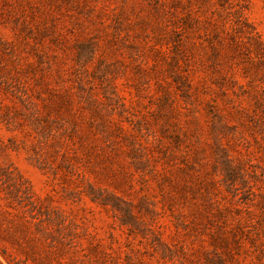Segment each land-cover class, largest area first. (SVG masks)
<instances>
[{
  "label": "rangeland",
  "instance_id": "374dc122",
  "mask_svg": "<svg viewBox=\"0 0 264 264\" xmlns=\"http://www.w3.org/2000/svg\"><path fill=\"white\" fill-rule=\"evenodd\" d=\"M0 38V264H264V0H0Z\"/></svg>",
  "mask_w": 264,
  "mask_h": 264
},
{
  "label": "trees",
  "instance_id": "16d2710c",
  "mask_svg": "<svg viewBox=\"0 0 264 264\" xmlns=\"http://www.w3.org/2000/svg\"><path fill=\"white\" fill-rule=\"evenodd\" d=\"M228 20L231 23L228 25L230 30L234 29L233 26L241 25L242 22L239 21L238 24L234 21V18L227 15ZM4 24H9L10 28L15 32L19 29V27L23 28L25 31L28 29L24 23L18 22H3ZM95 40L93 38L87 39L85 41H78L75 44V55H74V65L78 68H83L92 61L97 48L94 44ZM25 63L22 55L16 51L15 47L10 41L4 40L0 38V96L5 97L8 96L11 100H16L17 104L20 106L18 114L19 116H23L25 111H29L30 113H34V102H32L28 92H27V80H25L24 76L20 74V68ZM42 62L39 60H34V66H40ZM77 95V94H76ZM77 97L80 98L79 95ZM12 100V101H13ZM15 103V101H13ZM36 108V107H35ZM224 125V124H222ZM215 128V126H213ZM212 127V130L215 129ZM216 136H218V132L215 131ZM219 152V163L220 166H223V171L228 172V181L232 183V179L235 178L236 166L226 152L225 149L221 148L218 145ZM232 185V184H231ZM102 192V191H100ZM93 200H99L103 205L109 204L113 209L123 212L125 215H130L131 208L126 206H121L118 204V199L115 195L109 194L108 198H104L101 193L99 196L92 195ZM126 205V203H124Z\"/></svg>",
  "mask_w": 264,
  "mask_h": 264
}]
</instances>
